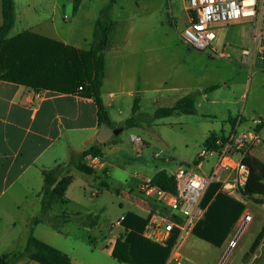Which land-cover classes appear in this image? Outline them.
Listing matches in <instances>:
<instances>
[{
  "label": "crops",
  "instance_id": "crops-1",
  "mask_svg": "<svg viewBox=\"0 0 264 264\" xmlns=\"http://www.w3.org/2000/svg\"><path fill=\"white\" fill-rule=\"evenodd\" d=\"M109 4L111 31L109 45L104 51L105 77L101 97L112 127H119L133 114L136 97L139 98L141 114H153L158 108H154L155 105L165 101H168V106H173L194 91L201 92L195 101L196 113L204 99L213 104L233 103L224 97L221 91L223 85L212 84L217 85V88L209 92L201 88L203 77L194 69V61H189L194 59L195 49L188 47L182 39L183 29L192 21L187 0H81L76 9L74 0H71L68 5L72 17L64 16L66 5L60 0H44L40 14L15 0V23L8 37L30 31L55 39L66 47L85 51L91 46L101 11ZM155 4L158 6L155 7ZM62 15L66 21L64 26L58 24V18ZM155 18L157 20L152 22ZM18 23L19 30L12 34ZM163 27L165 30L176 31L181 27L176 36L177 42L170 40L166 47L163 46ZM252 43L251 37L250 46ZM225 54L231 56L227 51ZM239 55L243 64L251 65L250 69L255 75L264 72V58L253 60L249 57L245 63L242 50ZM258 86H255L256 89ZM40 89L46 93L44 98L37 100L32 86L0 79V254L22 251L32 221L44 218L34 224L33 234L66 253L72 264L75 259H82L89 264H102L88 253L80 252L75 243L65 242L80 226L88 227L87 239L94 247H110L108 253L119 264H166L175 233L170 239L172 243L160 241L161 249L158 253L143 261L136 258V235L151 237L147 234V225L155 217L149 209L143 207L138 185L145 177L152 178L162 169L172 176L179 166L171 170L167 163L169 159H165L152 174L137 173L129 184L122 185L120 181L110 184L109 179H115L110 170L113 165L104 159L105 152L118 153L122 149L117 147L118 138L105 143L98 140L101 123L96 101L92 97L83 96L79 87L74 92ZM210 95L213 96L211 100L207 99ZM227 111L221 116L223 124L220 130H210L209 135L204 137L202 149L211 136L215 137L216 144L220 146L229 134L244 132L251 140V150L246 158L264 173V125L256 126L253 123L258 115L248 120L243 114L233 115L229 109ZM179 115L182 114L172 116ZM202 115L217 117V114L211 113ZM142 124L140 122L139 125ZM138 136L143 138L148 147L151 145L152 138ZM95 144L101 146L103 156L88 159L87 162L94 169L107 171L106 181L98 180L105 189L119 184L114 187L121 213L114 216L115 212L102 208L100 212L91 214L87 221L72 217L55 224V217L63 211L55 212L51 206L49 212L42 215L44 171L60 163L67 164L72 153H80ZM131 148L136 153L132 143ZM156 153L160 155L156 157ZM153 157H162V151L155 152ZM210 157H213L212 161H209ZM238 159L235 156L230 160L236 165ZM218 160L216 154L208 155L200 161L199 171L210 173ZM205 162L209 166L202 169ZM94 177L95 181L99 179L96 175ZM236 178L237 171L234 169L224 172L219 179L206 186L200 201L204 215L194 224L182 246L184 264H264V197L257 194L243 196L239 188L234 186ZM75 180L73 175V181L65 192L67 203L63 204L61 199L56 201L63 205L75 201ZM139 214L145 217L142 223L135 220ZM246 214H250L251 219L245 220ZM104 224L110 227L108 231H103ZM119 238L127 245L131 262L118 261L113 256ZM233 239H237L236 245L230 248ZM17 245L22 246L21 250L16 248ZM14 264L41 263L23 258Z\"/></svg>",
  "mask_w": 264,
  "mask_h": 264
},
{
  "label": "rangeland",
  "instance_id": "rangeland-1",
  "mask_svg": "<svg viewBox=\"0 0 264 264\" xmlns=\"http://www.w3.org/2000/svg\"><path fill=\"white\" fill-rule=\"evenodd\" d=\"M60 1L66 5V9L63 12L64 16L72 17V12L68 5L71 0ZM18 2L20 4L24 3V6L31 7V11L40 14L44 0H18ZM157 6L158 4H155V7ZM156 20L157 18L153 19L152 22ZM58 24L63 26L66 24L63 15L58 18ZM19 28L20 24L18 23L12 30V34L16 33ZM178 29L180 32L181 27H178ZM178 31L162 28L164 47L169 44L170 40L177 42L176 36L178 35ZM215 32L217 34V39L214 42L216 47L231 53V56L219 57L211 55L209 50H193L195 51L193 52L194 59H189V61H194V69L197 71V74L203 77L200 81L202 89L212 84L223 85L221 91L224 93V97L233 101V103L213 104L204 99L201 101L199 112L195 114L153 118L152 113H145L140 117V121L144 124L124 129L119 135L114 136L110 140L114 141V138H118L117 147L122 149L118 153L105 152L104 159L113 165V167H110V170L115 179H109L110 184L115 183V181H120L122 185L129 184L134 178L133 175L137 173L152 174L158 166L163 164V160L165 159H169L167 163L171 170L180 165L193 167L194 164H198L200 155L196 159L197 163L193 162V160L202 150L204 137L209 135L210 130H220L223 124L221 116L228 113L227 109L233 115L243 114L248 120H251L256 115L264 114V72L255 75L253 70L250 69L251 65L243 64L239 55L243 48L249 47L251 44L252 25L246 22L233 25L218 24L215 27ZM254 68L255 71L256 67ZM258 84L259 86L256 89L255 86ZM243 93L245 94L242 95ZM212 97L210 95L207 99L211 100ZM168 105V101H165L156 104L154 108ZM226 106L227 109H225ZM144 110H149V108H144ZM202 113L217 114V117H206ZM148 125L150 126L147 129ZM224 126L226 125L224 124ZM132 133L152 138L151 145L145 152L137 155L132 151L129 141ZM158 151H162V157L154 158L153 154ZM212 160L213 157H210L209 161ZM208 166L207 162H205L202 169ZM65 169L69 170L76 178L74 185L77 194L75 196L77 198L75 201L68 202L67 205H63L55 200L52 204L55 212L66 211L72 217L80 218V220L84 219L85 221L89 219V216H92L91 214L100 212L102 208L110 210L113 213L115 212L114 216L120 215L121 209H118V198L114 187L119 184L117 183L106 189L99 184V181H106V170L95 168L94 175L99 177L95 181L94 175L82 173L76 170L75 166L66 165ZM97 189L101 190L102 194L92 196L91 192ZM144 219L145 217L142 214L135 217L138 223H142ZM55 224H60L59 220H55ZM103 229V231H108L110 227L104 224ZM87 236L88 227L80 226L65 242L75 243L80 252L88 253L102 264H119L108 253L110 247L98 249L97 246L94 247L93 243L89 242ZM135 239V255L140 261L153 256L161 249L159 246L161 242L149 236L136 235ZM167 243H172V240H168ZM17 246L16 248H20L21 250L22 246ZM91 251L94 253L92 254ZM74 264L89 263L82 259H75Z\"/></svg>",
  "mask_w": 264,
  "mask_h": 264
},
{
  "label": "trees",
  "instance_id": "trees-1",
  "mask_svg": "<svg viewBox=\"0 0 264 264\" xmlns=\"http://www.w3.org/2000/svg\"><path fill=\"white\" fill-rule=\"evenodd\" d=\"M81 0H74L76 9ZM105 7L96 21L93 41L88 50H76L66 47L61 42L24 31L13 37H8L15 23V0H2V24L0 26V79L16 83H25L35 89L47 88L55 91L74 92L75 88L82 86L81 94L92 97L98 105V118L100 123L113 125L105 109L101 97V87L105 77V49L109 45L111 23L109 9ZM217 88L212 85L204 92ZM201 92L194 91L179 99L173 106L158 107L153 118H165L175 114H195L197 109L195 101ZM139 98L133 104V114L125 119L119 127L130 128L140 124ZM209 149H217L215 137L211 136L205 141ZM102 157L100 145L95 144L80 153H72L67 164L60 163L50 170L44 171V187L41 198L43 206L42 215L49 212L53 202L61 199L63 204L65 192L73 181V175L65 169L66 165L75 166L77 170L94 174L95 170L87 162L88 157ZM197 163V161H195ZM244 162L249 167V175L243 188L239 191L243 196L257 194L264 197V173L260 172L247 158ZM152 183L166 191H176L175 178L165 169L158 171L152 177ZM72 216L63 211L54 220L64 222ZM88 218H91L90 216ZM44 220L35 218L30 227V234L26 246L22 251L0 254V264H14L18 260L27 258L41 264H72L71 258L60 249L38 239L33 234L34 224ZM113 256L118 261L131 262L127 245L119 238L114 246Z\"/></svg>",
  "mask_w": 264,
  "mask_h": 264
},
{
  "label": "built area",
  "instance_id": "built-area-1",
  "mask_svg": "<svg viewBox=\"0 0 264 264\" xmlns=\"http://www.w3.org/2000/svg\"><path fill=\"white\" fill-rule=\"evenodd\" d=\"M192 21L182 31L183 42L198 51L209 50L213 56L225 57V51L215 45V27L218 24H238L242 22L252 25L251 46L242 49L244 62L248 58H264V0H187ZM83 87L79 86V90ZM44 89H35L37 100L44 98ZM256 126L264 125V114L253 119ZM130 142L137 154L143 153L148 145L138 135H131ZM251 150V140L243 133L229 134L227 140L217 149L204 147L200 153V161L208 155L219 157L217 164L210 173L205 174L200 169V161L193 167L180 165L173 173L176 181V191H166L152 183L151 177H145L138 185L141 203L155 216L147 225V234L152 238L166 242L173 237L166 264H184L182 246L194 224L204 215L200 204L206 186L217 180L224 172L237 171L235 187H244L249 167L244 162ZM156 157L160 153L155 154ZM238 156L237 164L230 160ZM95 157L89 156L88 159ZM101 190H93L91 195H97ZM124 194V193H123ZM152 200H149V199ZM149 200V201H148ZM251 219L246 214L245 220ZM236 240L230 242V248L235 247Z\"/></svg>",
  "mask_w": 264,
  "mask_h": 264
},
{
  "label": "water",
  "instance_id": "water-1",
  "mask_svg": "<svg viewBox=\"0 0 264 264\" xmlns=\"http://www.w3.org/2000/svg\"><path fill=\"white\" fill-rule=\"evenodd\" d=\"M124 130L123 127H112L106 122L100 124V130L97 135L99 141L105 143L110 141L114 136L119 135Z\"/></svg>",
  "mask_w": 264,
  "mask_h": 264
}]
</instances>
